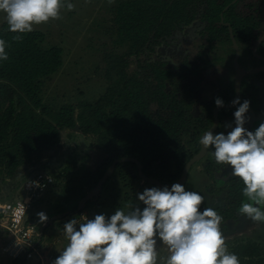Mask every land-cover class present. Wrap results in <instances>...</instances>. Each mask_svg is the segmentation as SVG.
Returning a JSON list of instances; mask_svg holds the SVG:
<instances>
[{"label": "trees", "instance_id": "1", "mask_svg": "<svg viewBox=\"0 0 264 264\" xmlns=\"http://www.w3.org/2000/svg\"><path fill=\"white\" fill-rule=\"evenodd\" d=\"M232 1L120 0L102 57L105 91L79 105L51 104L44 98L49 83L65 63L63 48L46 46L47 36L41 30L18 34L8 31L4 24L0 37L6 41L9 58L0 62V96L8 103L0 112V172L5 167L12 175L19 166L39 160L60 145L62 129L75 128L79 122L84 133L97 135L102 160L84 172L74 191L84 196L113 161L124 156L139 159L149 177L166 183L179 181L187 161L202 146L199 137L214 122L215 98L230 101L236 93L233 77L222 94L206 102L203 113L194 112L207 79L206 70L220 62H231L234 68V56L230 60L225 55L230 51L235 55L230 26L241 49L242 68L253 69L257 62L264 65V39L260 40L264 0ZM242 1L246 2L238 9ZM197 19L206 23L201 31L205 41L194 59L186 57L176 65L160 59L139 61L138 68H131L132 57H140L147 50L153 52L156 45ZM254 47L263 58L254 54ZM246 55L250 56L248 60L244 59ZM244 84V98H248L254 85L243 79ZM139 172V165L133 161L118 163L99 195L114 179L119 185L116 190L124 192L113 207L134 204L136 192L142 191L145 183L150 184ZM243 187L240 178L228 182L227 202L215 208L221 222L237 217L241 201L247 199ZM91 201L93 198L87 203ZM231 251L239 255L241 264H264V248L254 240L241 241Z\"/></svg>", "mask_w": 264, "mask_h": 264}, {"label": "rangeland", "instance_id": "2", "mask_svg": "<svg viewBox=\"0 0 264 264\" xmlns=\"http://www.w3.org/2000/svg\"><path fill=\"white\" fill-rule=\"evenodd\" d=\"M119 1L71 0L75 4L73 10L62 7L58 19H50L45 23L34 25L33 29L41 30L46 34V46H60L64 51L65 63L45 90L44 98L47 102L57 105L64 103L79 105L83 100L93 101L104 93L106 80L102 57L110 40L108 29L114 22V9ZM245 2L239 3L238 9H242ZM4 24L7 23L0 14V29ZM205 25V22L197 19L192 24L176 30L165 43L156 45L153 52L147 50L140 57H132L131 68H138L139 61L160 59L176 65L186 57L194 59L205 41L201 37ZM260 37V40L264 39V28ZM253 52L259 55L256 47L253 48ZM225 55L230 60L234 56L232 51ZM249 58L250 56L247 55L244 57L245 60ZM257 64L256 68L251 70L243 68L242 71L243 79L253 84L252 88L258 91L255 95L256 92L249 89L252 95L244 98L246 85L242 86L241 101L244 99L250 101V108L245 114L247 117L245 127L250 130L254 129L253 121L260 113H264V74L258 73L264 72V65H261V62ZM234 69L231 62L229 64L220 62L206 70L207 79L199 93V103L194 110L195 113H203L206 102L222 94L227 85L232 84L233 77L235 78ZM223 101L228 102L227 99ZM7 103L6 99L0 96V112ZM236 107L237 105L221 110L222 122L215 131L230 130L224 128V125L234 124L233 113ZM79 110L77 108L76 115ZM79 126L78 122L75 128L62 129L58 147L44 153L39 160L19 166L14 174L9 175L5 167L1 169V201H12L17 198L21 194L22 183L38 171L51 173L56 180L55 184L34 202L27 217V221L35 226V232L40 234L36 240L37 248L33 251L37 252L29 257L27 254L14 256L7 252L5 248L10 240L9 232L0 226V264H52L59 255L58 250H62L67 244L63 233V223L66 220L73 216L80 220L81 214H87L90 218L101 212L110 215L115 211L114 201L123 198L124 190L121 192L116 190L119 185H116L113 179L103 193L93 197V201L79 206L83 193L74 191V187L79 184L86 170L94 168L102 160L97 135L92 132L84 133ZM232 178L235 177L231 175L229 168L216 164L209 148L207 153L192 165L186 187L204 196L203 207L216 208L226 204L228 182ZM150 186L153 185L144 184V188ZM137 203L139 202L136 201L134 204L129 202L124 208L125 211L130 210L129 206ZM261 207L264 208V205ZM40 211L47 213V221L39 220L37 213ZM52 218L54 219L51 220ZM221 230L229 251L239 242L248 240H254L264 248V222L253 221L239 213L237 218L222 222ZM157 251L158 264H164L168 255L167 246L158 244Z\"/></svg>", "mask_w": 264, "mask_h": 264}, {"label": "clouds", "instance_id": "3", "mask_svg": "<svg viewBox=\"0 0 264 264\" xmlns=\"http://www.w3.org/2000/svg\"><path fill=\"white\" fill-rule=\"evenodd\" d=\"M73 10L71 0H0V14L8 31L31 32L34 25L58 19L61 8ZM17 39L20 38L18 35ZM6 41L0 37V62L6 61ZM234 124L199 137L203 149L211 148L216 164L231 170L243 181L238 211L253 221L264 222V121L253 130L245 127L250 101L236 97ZM217 106H223L220 97ZM139 203L130 210L117 207L112 214H81L63 223L67 244L52 264H158L157 245L167 246L164 264H241L239 255L229 251L221 230L222 217L213 207H203L204 196L185 184L145 187L136 192ZM47 221L44 211L37 213Z\"/></svg>", "mask_w": 264, "mask_h": 264}, {"label": "built area", "instance_id": "4", "mask_svg": "<svg viewBox=\"0 0 264 264\" xmlns=\"http://www.w3.org/2000/svg\"><path fill=\"white\" fill-rule=\"evenodd\" d=\"M55 180L51 173L38 171L22 183L21 194L17 198L0 200V226L10 236L5 248L7 252L14 256L27 254L28 257L37 252L33 251L37 248L36 240L40 234L35 232V226L27 221V217L34 202L55 184Z\"/></svg>", "mask_w": 264, "mask_h": 264}, {"label": "water", "instance_id": "5", "mask_svg": "<svg viewBox=\"0 0 264 264\" xmlns=\"http://www.w3.org/2000/svg\"><path fill=\"white\" fill-rule=\"evenodd\" d=\"M237 0H233L231 2V4L235 3ZM229 5L226 7L228 8ZM230 29V35H231V38H232V42H233V46L235 48V55H234V58H233V62H234V68H235V86H236V94L235 96L233 97L232 100L226 102L223 104V106H216L215 109H214V122L212 124V130H216L219 126V123H220V118H219V112L221 109L223 108H230V107H234L236 106L235 104L232 103V101L236 98V97H240L241 98V94H242V80H243V76H242V71H243V68L240 64V61H239V58H240V55H241V49H240V46H239V43L233 33V29L232 27L230 26L229 27ZM210 127V128H211ZM208 128V129H210ZM207 129V130H208ZM206 130V131H207ZM205 132V131H204ZM203 132V134H204ZM202 134V135H203ZM208 150H205L203 149V146H201V149L199 152H197L196 154H194L186 163L185 167H184V171H183V175L181 177V179L177 182H180L182 184H186L187 182V179H188V175H189V172L191 170V167L192 165L197 161L199 160L202 156H204L206 153H207ZM127 161H133L135 163H137L139 165V173L141 175V177L149 182L150 184L152 185H156V186H163L165 184L167 185H171L172 183H166V182H163L159 179H156V178H152V177H149L147 176L144 172H143V164L140 162L139 159L135 158V157H131V156H124L122 158H117L113 161V163L108 167V169L106 170L105 174L102 176V178L99 180V182L97 183V185L95 187H93L91 190H89L82 198L81 200L79 201V206H82L84 204H86L91 198H93L94 196H96L98 193L101 192L104 184L107 182L108 178L114 173L115 171V168H116V165L120 162H127ZM54 218H52L51 220H53ZM47 224H45L46 226Z\"/></svg>", "mask_w": 264, "mask_h": 264}, {"label": "flooded vegetation", "instance_id": "6", "mask_svg": "<svg viewBox=\"0 0 264 264\" xmlns=\"http://www.w3.org/2000/svg\"><path fill=\"white\" fill-rule=\"evenodd\" d=\"M261 56V55H260ZM262 57V56H261ZM247 70H251V69H247ZM258 73H260L261 75H263L264 73H262V72H258ZM245 80V79H244ZM254 87V86H253ZM253 89V88H252ZM254 90V89H253ZM258 92V91H257ZM236 94V93H235ZM255 95H257V93L255 94ZM235 96V95H234ZM217 106V105H216ZM215 106V107H216ZM215 109V108H214ZM261 121H264V113H260L259 114V116H258V118L257 119H255L254 121H253V123H254V125L255 126H253V128H255V127H257L258 125H259V123L261 122ZM222 122V120L220 121V123ZM219 123V124H220ZM251 124V123H250ZM212 126V125H211ZM219 127V126H218ZM201 149V148H200ZM200 149H199V151H200ZM198 151V152H199ZM196 154V153H195ZM194 165V164H193ZM192 168V167H191ZM235 178H237V177H235ZM235 178H232V179H235ZM188 180V179H187ZM238 214H239V212L237 213V216H238ZM237 218V217H236ZM235 219V218H234ZM228 220H231V219H228ZM227 221V220H226ZM225 222V221H224ZM222 223V222H221Z\"/></svg>", "mask_w": 264, "mask_h": 264}, {"label": "crops", "instance_id": "7", "mask_svg": "<svg viewBox=\"0 0 264 264\" xmlns=\"http://www.w3.org/2000/svg\"><path fill=\"white\" fill-rule=\"evenodd\" d=\"M255 54V53H254ZM257 57H260L261 58V56H259V55H257V54H255ZM263 58V57H262ZM256 68V67H255Z\"/></svg>", "mask_w": 264, "mask_h": 264}]
</instances>
